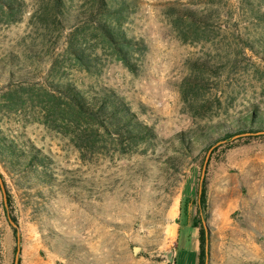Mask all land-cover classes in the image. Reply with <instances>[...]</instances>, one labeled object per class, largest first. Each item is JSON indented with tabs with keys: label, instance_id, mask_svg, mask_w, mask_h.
I'll use <instances>...</instances> for the list:
<instances>
[{
	"label": "rangeland",
	"instance_id": "obj_1",
	"mask_svg": "<svg viewBox=\"0 0 264 264\" xmlns=\"http://www.w3.org/2000/svg\"><path fill=\"white\" fill-rule=\"evenodd\" d=\"M19 1L14 21L0 7V131L51 160L38 169L49 179L0 162V264H197L201 230L207 264H264V133L190 153L179 137L264 109V0H130L128 62L99 15L77 14L86 0L68 18L54 0ZM187 11L203 17L193 30ZM197 74L200 95L182 97ZM60 83L114 89L157 136L91 135Z\"/></svg>",
	"mask_w": 264,
	"mask_h": 264
},
{
	"label": "trees",
	"instance_id": "obj_2",
	"mask_svg": "<svg viewBox=\"0 0 264 264\" xmlns=\"http://www.w3.org/2000/svg\"><path fill=\"white\" fill-rule=\"evenodd\" d=\"M70 2L71 0H54L58 16L68 18ZM130 4V0H86L85 12H77L78 15L83 13L90 16L91 13L93 16L99 15L97 21L104 39L121 51V57L126 62H128V52L131 51L135 41L123 33L118 21L125 15ZM21 5L19 0H0V7L5 9L9 21H12L19 13ZM183 15L187 16L189 27L192 30L194 25L196 26L197 23H200L199 21H203V17L196 11H187ZM79 52H82L78 55L79 58L84 59L86 54L81 50ZM195 65L201 68L199 70L207 69L210 66L199 61H196ZM201 74L186 76L183 79L182 97L186 98L192 94L193 98H197L200 95L204 81ZM56 89L68 98L67 103L71 109L73 120L78 123L77 126L79 124L84 125L87 131L95 137L104 134L109 137L118 135L121 139L126 137L132 141H152L157 136L154 127L141 120L137 112L133 111L129 103L114 89L90 87L83 90L67 83H60ZM142 108H145L144 104ZM215 132L218 134L217 137L213 136ZM251 132L264 133V109L250 110L243 116L214 125L209 130L198 129L190 136L186 133H180L179 137L182 148L190 153L195 148L194 143L201 144L207 141L213 145L225 141L224 143L229 144L234 142L238 138L237 136L241 138ZM50 160L49 155L31 142L20 145L0 131V162L5 165L8 171L14 170L20 174L34 171L40 178L49 179L44 169L41 171L38 169L40 167L46 168ZM3 178L0 171V180L3 181ZM3 182L6 186L5 181ZM202 190L201 198L202 201H205L204 183ZM4 207L10 218L8 205H4ZM184 213L188 214V200H185L181 206V214ZM14 231L17 233V226H14ZM207 255V236L201 230L198 264H207Z\"/></svg>",
	"mask_w": 264,
	"mask_h": 264
},
{
	"label": "crops",
	"instance_id": "obj_3",
	"mask_svg": "<svg viewBox=\"0 0 264 264\" xmlns=\"http://www.w3.org/2000/svg\"><path fill=\"white\" fill-rule=\"evenodd\" d=\"M189 239H190V244H191L192 251L197 253V264H198L199 251H200V241H199L197 236L193 235V233H192V235L191 234L189 235ZM175 263H176V260H175Z\"/></svg>",
	"mask_w": 264,
	"mask_h": 264
},
{
	"label": "water",
	"instance_id": "obj_4",
	"mask_svg": "<svg viewBox=\"0 0 264 264\" xmlns=\"http://www.w3.org/2000/svg\"><path fill=\"white\" fill-rule=\"evenodd\" d=\"M210 152H211V149L209 150V152H208V155L206 156V159H205V162H204V165H203V169H202V175H201V184H202V181L204 180V178H205V174H206V171H207V167H208V161H209V154H210ZM0 182H1V184H2V180H0ZM4 189V188H3ZM202 192V186H200V193ZM12 221V220H11ZM12 223H14L13 221H12ZM14 225H16V224H14ZM205 228L207 229V226H206V224H205ZM18 252H19V249H18Z\"/></svg>",
	"mask_w": 264,
	"mask_h": 264
}]
</instances>
